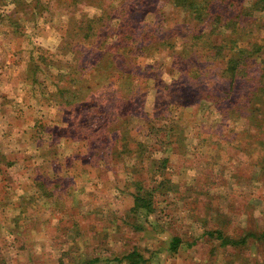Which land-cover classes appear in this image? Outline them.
<instances>
[{
	"label": "rangeland",
	"instance_id": "rangeland-1",
	"mask_svg": "<svg viewBox=\"0 0 264 264\" xmlns=\"http://www.w3.org/2000/svg\"><path fill=\"white\" fill-rule=\"evenodd\" d=\"M133 251L264 264V0H0V264Z\"/></svg>",
	"mask_w": 264,
	"mask_h": 264
},
{
	"label": "trees",
	"instance_id": "trees-1",
	"mask_svg": "<svg viewBox=\"0 0 264 264\" xmlns=\"http://www.w3.org/2000/svg\"><path fill=\"white\" fill-rule=\"evenodd\" d=\"M71 99L72 101H69V100H64V101L68 104L77 103V102L80 103L81 101L79 98L78 92L74 93L73 98ZM61 103H64V102H61ZM151 201H152L151 198L147 199L145 198V196H142L141 194H137V196L135 197V207H139V208L146 207L148 209ZM180 244H181V238L173 237V240L171 242V249L176 250ZM137 255H138L137 251H133L129 253L128 255H126L125 259L129 260L130 264H140L141 257H137Z\"/></svg>",
	"mask_w": 264,
	"mask_h": 264
}]
</instances>
